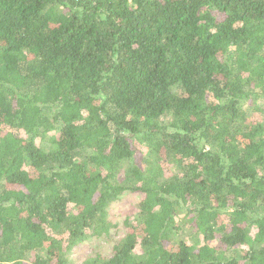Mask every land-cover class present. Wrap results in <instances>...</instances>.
Masks as SVG:
<instances>
[{
	"label": "trees",
	"instance_id": "trees-1",
	"mask_svg": "<svg viewBox=\"0 0 264 264\" xmlns=\"http://www.w3.org/2000/svg\"><path fill=\"white\" fill-rule=\"evenodd\" d=\"M259 99L264 0H0V264H264Z\"/></svg>",
	"mask_w": 264,
	"mask_h": 264
},
{
	"label": "rangeland",
	"instance_id": "rangeland-1",
	"mask_svg": "<svg viewBox=\"0 0 264 264\" xmlns=\"http://www.w3.org/2000/svg\"><path fill=\"white\" fill-rule=\"evenodd\" d=\"M257 103L258 107H262V112H255L254 116L256 119L257 117L259 119H264V99L257 100ZM139 198L140 195L136 193L126 194L120 199L110 204L109 208L107 209V216L111 223L115 224V229L112 228V241L101 239L97 244V251L105 255L110 254V250L114 241L122 237L124 234V228L122 223L124 218L135 211V204L139 200ZM185 217L186 216H184V214L180 215L178 218L175 219V221L178 224L183 225L182 223ZM193 227L194 226L187 225V223H185L183 225V230L180 232V238L190 241L191 235H193L194 232ZM93 244L94 242L92 240L79 243L71 252L73 264H79L87 256L91 255L94 249Z\"/></svg>",
	"mask_w": 264,
	"mask_h": 264
}]
</instances>
